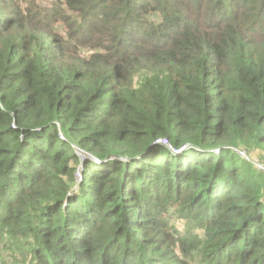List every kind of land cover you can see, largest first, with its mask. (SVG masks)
Instances as JSON below:
<instances>
[{"label":"trees","instance_id":"16d2710c","mask_svg":"<svg viewBox=\"0 0 264 264\" xmlns=\"http://www.w3.org/2000/svg\"><path fill=\"white\" fill-rule=\"evenodd\" d=\"M234 149L264 163V0H0V264H264Z\"/></svg>","mask_w":264,"mask_h":264},{"label":"rangeland","instance_id":"374dc122","mask_svg":"<svg viewBox=\"0 0 264 264\" xmlns=\"http://www.w3.org/2000/svg\"><path fill=\"white\" fill-rule=\"evenodd\" d=\"M42 2H44V4H48L49 2H52V0H41ZM244 153H246V155H247V157L252 161V165H253V163H254V165H256L255 166V169H259L258 167H259V165L257 164V156H256V154H248L246 151H244V150H242ZM76 154L78 155V153L76 152ZM84 155L82 154L81 156L80 155H78V157L79 158H82ZM83 159V158H82ZM257 161V162H256ZM259 163V162H258ZM75 175H76V177H77V180H79L80 178V175H79V170H77L76 171V173H75ZM4 244H5V239L4 238H1L0 239V252L2 253V251L3 250H8L9 248H4ZM18 249H22V246H21V244L20 245H18V247H17V251H18ZM19 252H22V250H20ZM18 252V253H19ZM20 258H22V257H20ZM1 261H2V259H0ZM10 261V260H9ZM8 264H13L12 263V261H10V263H8Z\"/></svg>","mask_w":264,"mask_h":264},{"label":"built area","instance_id":"2783aa9c","mask_svg":"<svg viewBox=\"0 0 264 264\" xmlns=\"http://www.w3.org/2000/svg\"><path fill=\"white\" fill-rule=\"evenodd\" d=\"M76 149V152L78 153V155H82L83 154V152L80 150V149H78V148H75ZM234 152L236 153V154H238L240 157H242L243 159H245V160H249V158L247 157V155H246V153H244L242 150H235L234 149ZM257 162V161H256ZM257 164L259 165V169L258 170H260V171H263L264 170V163H261V162H257ZM253 165H254V163H253ZM254 166H256V165H254Z\"/></svg>","mask_w":264,"mask_h":264},{"label":"water","instance_id":"95a60500","mask_svg":"<svg viewBox=\"0 0 264 264\" xmlns=\"http://www.w3.org/2000/svg\"><path fill=\"white\" fill-rule=\"evenodd\" d=\"M183 149H185V147H184ZM183 149H182V150H183Z\"/></svg>","mask_w":264,"mask_h":264}]
</instances>
